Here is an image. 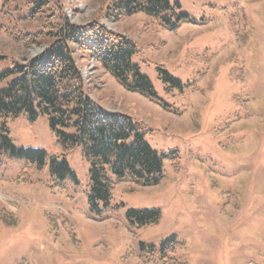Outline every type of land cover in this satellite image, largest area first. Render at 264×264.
<instances>
[{
    "label": "rangeland",
    "instance_id": "obj_1",
    "mask_svg": "<svg viewBox=\"0 0 264 264\" xmlns=\"http://www.w3.org/2000/svg\"><path fill=\"white\" fill-rule=\"evenodd\" d=\"M54 1L44 10L52 20L98 21L136 44L133 62L159 100L126 89L87 52L77 65L95 101L146 129L166 155L165 178L115 185L119 208L97 220L83 147L65 148L47 117H0V134L5 123L16 147L66 159L78 181L0 155V264H264V0H170L190 18L173 31L145 13L112 20L111 0ZM36 2L1 1L0 74L51 42L34 39L45 21L30 12ZM16 76H0V88ZM129 210H159L161 219L134 227Z\"/></svg>",
    "mask_w": 264,
    "mask_h": 264
},
{
    "label": "trees",
    "instance_id": "obj_2",
    "mask_svg": "<svg viewBox=\"0 0 264 264\" xmlns=\"http://www.w3.org/2000/svg\"><path fill=\"white\" fill-rule=\"evenodd\" d=\"M1 1L8 4L13 0ZM35 5L37 7L31 9V14H40L45 21L34 34V39L37 41L45 35L51 42L42 53L26 60L25 64L16 62L13 70L0 74H17L0 88V117L9 119L26 115L32 120L47 117L65 148L82 146L90 164L88 209L95 218L103 219L119 208L112 202L115 185L132 180L143 186H152L165 178L166 155L151 147L146 140V129L141 124L129 115L106 109L90 97L77 65V52L89 53L126 89L150 99L159 98L149 77L133 62L137 47L129 37L109 30L98 21L83 26L61 19L54 21L44 12L47 7L57 9L59 3L54 0H37ZM179 8L178 2L170 0H111L107 15L120 21L145 13L164 29L173 31L190 20L188 14ZM159 71L165 81L179 83L164 67H159ZM1 130L0 155L33 163L41 171L47 168L50 178L58 182L71 178L78 183L66 159L49 158L39 149L18 148L5 123ZM160 219L159 210H129L126 213V220L134 227H144ZM166 256L164 253L159 257L164 260Z\"/></svg>",
    "mask_w": 264,
    "mask_h": 264
}]
</instances>
